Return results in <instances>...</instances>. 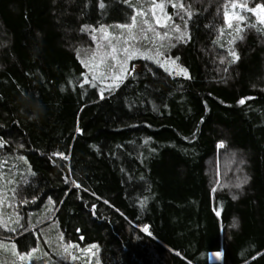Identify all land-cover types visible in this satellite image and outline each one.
Listing matches in <instances>:
<instances>
[{"label": "trees", "instance_id": "16d2710c", "mask_svg": "<svg viewBox=\"0 0 264 264\" xmlns=\"http://www.w3.org/2000/svg\"><path fill=\"white\" fill-rule=\"evenodd\" d=\"M157 2L187 76L109 87L95 37L151 0H0V264H264V24L226 15L264 0Z\"/></svg>", "mask_w": 264, "mask_h": 264}, {"label": "rangeland", "instance_id": "374dc122", "mask_svg": "<svg viewBox=\"0 0 264 264\" xmlns=\"http://www.w3.org/2000/svg\"><path fill=\"white\" fill-rule=\"evenodd\" d=\"M150 8H152V3L150 4ZM164 12L171 17L170 20L167 21V24L172 21L173 15H171L168 12V8H164ZM232 12H236L239 15L245 17L244 11L242 9H235L231 10L230 14ZM138 19V18H137ZM147 19L149 21L152 20L151 15L149 18L147 17H140V20L136 22V27L131 29V33L136 36V40L129 41V44H125V41L129 39V30L126 28H109V29H102L98 31V37H95V45L91 52V57L96 56L97 59L95 61L89 62V60L86 61L87 64L96 63L99 64L100 56H104V63L100 65L99 68H92L89 67V74L91 76H96L97 79L106 86H113L117 82V80H114L112 77L120 75V62L126 60L125 67L126 69L131 64V60L136 57H151L155 59V61H159L160 64L170 67L172 70L176 72H180V68L175 64L172 63V59L169 56V53L167 50L169 49L170 45L173 41V37L171 36L170 30L168 28L163 29L164 27L156 26L155 27V33L153 32H146L145 29L147 28V25L143 23V21ZM228 22H229V16H228ZM235 24H241L240 22L236 21L235 19L232 20V25ZM240 27V26H239ZM161 29L164 30V32L167 34L165 36L164 33L161 32ZM147 35L148 39H143L144 35ZM158 34V35H157ZM164 34V35H163ZM105 35H107V39H105ZM160 37H164L161 39ZM113 47H116L118 49L117 53L115 54L117 56V59H113L111 53V49ZM124 47H129V53H131V57L127 58V55L122 51ZM109 54V55H105ZM134 68V69H133ZM129 69V72L133 69V71L129 74H133L135 71L139 70L138 66H135ZM103 73V76L101 74ZM128 73V69H127ZM125 76V75H124ZM123 76V78H124ZM222 258L221 254H213L211 256V259L213 261H220Z\"/></svg>", "mask_w": 264, "mask_h": 264}, {"label": "snow or ice", "instance_id": "6c2138e0", "mask_svg": "<svg viewBox=\"0 0 264 264\" xmlns=\"http://www.w3.org/2000/svg\"><path fill=\"white\" fill-rule=\"evenodd\" d=\"M151 3H152V8L149 9L148 12L139 11V12L136 13V15L141 16V17H146L149 14L152 17V20L151 21H149L147 19H145L143 21V23L145 25H147V28L145 29V33L146 32H153V33H155V27L153 26V24L156 25V26L168 27L167 21L171 19V17L168 16L164 12V8H165V3L164 2H157V0H151ZM172 7H174V8H184V4L183 3H173L172 4ZM231 8L233 10L239 8V9L246 10L248 12H252L255 15L259 16L260 17V23L261 24H264V4L256 5L253 8H248L246 3H236V2H233V3H231ZM188 15L190 17L191 16V13H188ZM226 15L229 16V22H228V27L229 28L233 27V25H232V20L233 19H235L236 21H238L240 23H243V21H244V17L241 16V15H239L236 12H232L231 14L226 13ZM121 27H124V28H126V29L129 30V39L125 41V44H129V41L136 40V36L131 33V29H133V28L136 27V16H133V23L132 24H130V25H124V26H121ZM102 31H104V30H102ZM176 31H179V28L178 27L176 28ZM235 31L237 33H239L241 31V29L237 26L236 29H235ZM166 35L167 34L165 33V36ZM148 38L149 37L146 34L143 36V39H148ZM160 38L163 39L164 37H160ZM181 38H183V36ZM105 39H107V35H105ZM117 51H118V49L116 47H113L111 49L110 55H112V58L113 59H117V56L115 55L117 53ZM122 51L127 55V58H130L131 57V53H129V47H124L122 49ZM229 54L233 57V60L239 59V57L236 55V53L231 48L229 49ZM105 55H109V54H105ZM147 58H151V57H147ZM96 59H97L96 56H93L92 57V61H95ZM99 60H100V63L99 64L92 63V64H86V66L87 67H92V68H99L100 65L104 63V56H100L99 57ZM157 62L159 63V61H157ZM172 63H175V61H172ZM125 64H126V60L120 62V75H117V76L112 77L114 80H120V79L123 78L124 75L127 74V69L125 67ZM180 73L183 74V75H185V76H187V71L184 70V69H181L180 70ZM101 76H103V73L101 74ZM93 79L95 80V79H97V77L96 76H93ZM88 82L89 81L86 78L85 79V83H88ZM81 86H83V85H81ZM239 103L240 104H244L245 103V100L244 99H241L239 101ZM2 146L3 145L0 144V147H2ZM220 147H224L223 143L220 144ZM57 155H61L62 158L68 159V157L67 156H63V154H57ZM77 187H79V185H77ZM219 214L220 213L217 212V215H219ZM143 231L148 232V228L145 227L143 229ZM93 247H95V246H93ZM13 253L15 255H18L20 260L28 259L31 256V254H28L27 256L26 255H19L18 253H15L14 249H13ZM217 255H219V254H217Z\"/></svg>", "mask_w": 264, "mask_h": 264}, {"label": "clouds", "instance_id": "9594fccd", "mask_svg": "<svg viewBox=\"0 0 264 264\" xmlns=\"http://www.w3.org/2000/svg\"><path fill=\"white\" fill-rule=\"evenodd\" d=\"M33 119H35V116L34 117H32Z\"/></svg>", "mask_w": 264, "mask_h": 264}]
</instances>
